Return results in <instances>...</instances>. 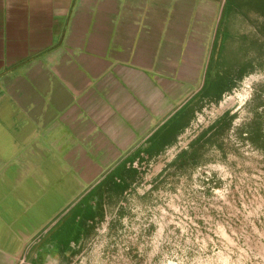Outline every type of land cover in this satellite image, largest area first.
<instances>
[{"label": "crops", "instance_id": "obj_1", "mask_svg": "<svg viewBox=\"0 0 264 264\" xmlns=\"http://www.w3.org/2000/svg\"><path fill=\"white\" fill-rule=\"evenodd\" d=\"M213 16L205 0H0V264H109L128 209L111 179L157 163L159 135L210 98Z\"/></svg>", "mask_w": 264, "mask_h": 264}, {"label": "rangeland", "instance_id": "obj_2", "mask_svg": "<svg viewBox=\"0 0 264 264\" xmlns=\"http://www.w3.org/2000/svg\"><path fill=\"white\" fill-rule=\"evenodd\" d=\"M225 1L205 0L217 32ZM247 78L253 80V95L237 112L238 127L253 119L249 108L257 102V91H264V71L241 83ZM220 101H205L196 114ZM190 110L194 107L182 110L183 119ZM221 145L210 149L201 166L172 168L158 182L154 174L165 169L176 152L170 149L157 163L146 165L148 182L129 198L126 220L110 232L109 264H264V158L253 154L250 144L243 146L235 132Z\"/></svg>", "mask_w": 264, "mask_h": 264}, {"label": "trees", "instance_id": "obj_3", "mask_svg": "<svg viewBox=\"0 0 264 264\" xmlns=\"http://www.w3.org/2000/svg\"><path fill=\"white\" fill-rule=\"evenodd\" d=\"M259 71H264V0H226L208 68L206 96L210 98L206 101L219 102L226 92L236 88L246 76ZM212 72L216 73L215 76H212ZM263 95L264 91H257L255 97L258 99L253 106L254 117L238 129V135L241 139L249 140L257 147L264 149ZM203 106L204 104L199 109ZM261 107L263 108L260 110ZM196 111L195 113L189 111L186 118L179 119L171 129L159 135L158 142L149 152L155 151L159 157L165 154L169 147L176 145L179 136L193 121ZM236 117L237 113L231 114V111L219 117L207 129H204L187 148L181 149L154 181L161 180L172 168L188 170L207 162L206 155L215 143L222 142ZM145 163L143 158L138 161V167H135L134 163L119 167L117 171L122 177L118 180L111 179L113 184L111 182L108 193V202L111 207H115L119 202L127 203L129 198L135 194V191L130 189V185L135 180L139 184L144 181L147 173ZM120 213L125 215V211Z\"/></svg>", "mask_w": 264, "mask_h": 264}, {"label": "built area", "instance_id": "obj_4", "mask_svg": "<svg viewBox=\"0 0 264 264\" xmlns=\"http://www.w3.org/2000/svg\"><path fill=\"white\" fill-rule=\"evenodd\" d=\"M252 95L253 80L251 78H247L239 87H236L227 97L220 101L219 104H211V106L209 105L201 112L197 113L196 119L191 122L190 126L181 135L184 140L179 138L176 146L171 149L170 152H176L177 154L181 149L187 148L203 130V126L215 122L230 107H235L232 112L237 113L251 100Z\"/></svg>", "mask_w": 264, "mask_h": 264}]
</instances>
